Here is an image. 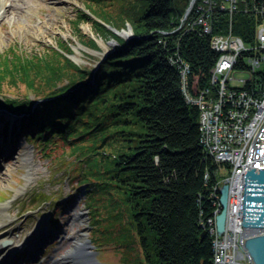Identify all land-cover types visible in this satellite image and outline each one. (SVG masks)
Here are the masks:
<instances>
[{
	"label": "trees",
	"instance_id": "1",
	"mask_svg": "<svg viewBox=\"0 0 264 264\" xmlns=\"http://www.w3.org/2000/svg\"><path fill=\"white\" fill-rule=\"evenodd\" d=\"M106 1L82 3L117 30L130 22L133 36L124 40L93 22L103 41L118 42L96 65L69 58L68 42L43 56L9 52L0 61V113L15 116L11 133L45 157L70 156L66 175L83 186L90 224L98 222V207L122 210L147 264H212L207 221L217 208L222 165L201 145L193 100L213 90L218 53L211 36L190 30L192 13L184 18L190 0H137V8H121L115 19L105 13ZM251 23L237 14L232 32L245 36ZM224 25L213 33L228 31L230 23ZM82 43L97 47L90 38ZM11 91L16 96H7ZM0 121L6 131L8 122Z\"/></svg>",
	"mask_w": 264,
	"mask_h": 264
},
{
	"label": "rangeland",
	"instance_id": "2",
	"mask_svg": "<svg viewBox=\"0 0 264 264\" xmlns=\"http://www.w3.org/2000/svg\"><path fill=\"white\" fill-rule=\"evenodd\" d=\"M17 1L3 0L8 6L7 10H10L0 18V61L14 50L27 57L43 56L48 50L57 49L59 44L68 42L72 50L69 58L96 65V57H103L118 42L112 38L103 41L93 22L124 40L133 36L130 22H125L124 29L117 30L111 25L112 20L105 22L89 13L82 0ZM136 1L107 0L105 13L115 19L121 8L125 7L128 11L137 8ZM80 12L85 13L87 19L75 21L76 14ZM86 38L95 41L96 49L82 43ZM243 76L236 74V78ZM28 94L31 99L35 98L33 93ZM7 96L16 95L11 91ZM0 116L11 126L17 123L16 118L5 113H0ZM2 124L0 121V142H5V139L11 142H5L7 149L2 146L5 152L0 154V208L3 210L0 213V240L20 241L35 232L32 253L29 254L33 263L30 264L56 263L71 249L75 240L87 243V251L92 255V261L88 264H147L124 211L98 207L94 214L98 222L90 224L92 220L82 201L85 195L83 186L75 182L76 176L69 178L66 175L70 156L45 157L36 144H25L23 135L15 134L14 138H8L6 131L1 129ZM11 147L14 149L11 150ZM7 155L11 156L8 158ZM220 164L223 167L220 169L222 180L228 171L225 170L227 164ZM39 193L52 199L32 202V198ZM212 215L215 223L217 214L214 211ZM91 230L95 231L96 243L90 240ZM45 232L48 238L44 240L40 234Z\"/></svg>",
	"mask_w": 264,
	"mask_h": 264
},
{
	"label": "built area",
	"instance_id": "3",
	"mask_svg": "<svg viewBox=\"0 0 264 264\" xmlns=\"http://www.w3.org/2000/svg\"><path fill=\"white\" fill-rule=\"evenodd\" d=\"M189 13L190 30L198 27L211 36V47L218 53L211 69L214 91H201L193 100L201 111V145L217 163L227 164L228 171L214 196L218 200L216 215L219 189L227 186L223 233L217 234L213 218L207 221L212 264H254L244 243L263 234L264 227L244 226L241 221L245 174L253 168L264 170V0H195ZM237 14L252 20L253 29L242 37L232 32ZM221 18L223 22H219ZM227 22L228 31L213 33L214 25ZM187 72L181 71L182 81ZM239 73L244 76L236 78Z\"/></svg>",
	"mask_w": 264,
	"mask_h": 264
},
{
	"label": "water",
	"instance_id": "4",
	"mask_svg": "<svg viewBox=\"0 0 264 264\" xmlns=\"http://www.w3.org/2000/svg\"><path fill=\"white\" fill-rule=\"evenodd\" d=\"M194 1L190 0L184 17L188 15ZM227 192V186L222 185L219 189L220 211L215 217L216 232L219 235L224 231ZM241 223L244 226L264 227V170L253 168L245 174L244 210ZM244 245L254 264H264V232L261 235L247 238Z\"/></svg>",
	"mask_w": 264,
	"mask_h": 264
},
{
	"label": "bare ground",
	"instance_id": "5",
	"mask_svg": "<svg viewBox=\"0 0 264 264\" xmlns=\"http://www.w3.org/2000/svg\"><path fill=\"white\" fill-rule=\"evenodd\" d=\"M19 2V0L17 1ZM8 6H6V3H3V0H0V16H3V13L7 12L10 10V8L7 10ZM104 57V56H103ZM101 57V58H103ZM13 149V148H10ZM5 151H0V154H4ZM8 154V153H7ZM11 154V153H10ZM13 155V154H11ZM10 155V156H11ZM8 158L10 157L9 155H7ZM2 209L0 208V213H2ZM46 234H41L40 237L42 239L44 238H48V236H45ZM45 240V239H44ZM4 240H0V262L2 259H5V256L8 255L6 247L4 249H2V242ZM32 244V243H31ZM30 244V245H31ZM17 245V243H14L13 245H11L13 248H15V246ZM87 243L86 242H82V241H74L71 249L68 250L64 256H62L59 260L55 261L56 263L54 264H88L90 261H92V255L91 253H89L87 251ZM6 251V252H5Z\"/></svg>",
	"mask_w": 264,
	"mask_h": 264
}]
</instances>
